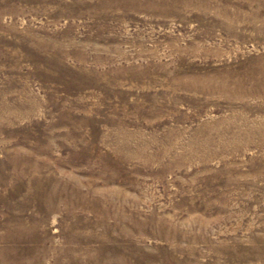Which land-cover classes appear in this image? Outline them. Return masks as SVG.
I'll list each match as a JSON object with an SVG mask.
<instances>
[{"label":"rangeland","instance_id":"374dc122","mask_svg":"<svg viewBox=\"0 0 264 264\" xmlns=\"http://www.w3.org/2000/svg\"><path fill=\"white\" fill-rule=\"evenodd\" d=\"M0 264H264V0H0Z\"/></svg>","mask_w":264,"mask_h":264},{"label":"bare ground","instance_id":"6f19581e","mask_svg":"<svg viewBox=\"0 0 264 264\" xmlns=\"http://www.w3.org/2000/svg\"><path fill=\"white\" fill-rule=\"evenodd\" d=\"M229 213H230V212H229ZM229 213L227 212V214H229ZM229 215H230V214H229ZM229 215H228V216H229ZM228 216H227V217H228ZM230 216H231V215H230ZM193 225H194V224H193ZM201 225H202V224H201ZM201 225H200V226H201ZM172 228H173V227H172ZM174 231H175V230H174ZM185 231H186V230H185ZM175 232H176V231H175ZM200 232H201V231H200ZM200 232H199V233H200ZM194 233H195V232H194ZM201 233H202V232H201ZM169 234H170V233H169ZM175 234H176V233H175ZM182 234H183V233H182ZM182 234H181V235H182ZM188 234H189V233H188ZM177 235H178V234H177ZM196 235H197V234H196ZM194 236H195V235H194ZM198 236H199V235H198ZM200 237H201V236H200ZM179 238H180V237H179ZM194 238H195V237H194ZM196 238H197V236H196ZM196 238H195V239H196Z\"/></svg>","mask_w":264,"mask_h":264}]
</instances>
